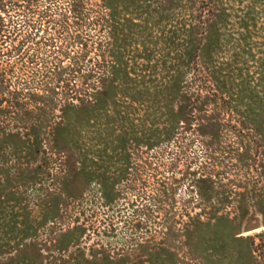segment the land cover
I'll use <instances>...</instances> for the list:
<instances>
[{
    "label": "rangeland",
    "instance_id": "obj_1",
    "mask_svg": "<svg viewBox=\"0 0 264 264\" xmlns=\"http://www.w3.org/2000/svg\"><path fill=\"white\" fill-rule=\"evenodd\" d=\"M0 264H264V0H0Z\"/></svg>",
    "mask_w": 264,
    "mask_h": 264
},
{
    "label": "water",
    "instance_id": "obj_2",
    "mask_svg": "<svg viewBox=\"0 0 264 264\" xmlns=\"http://www.w3.org/2000/svg\"><path fill=\"white\" fill-rule=\"evenodd\" d=\"M252 227H253V229L256 227V225L255 224H253V225H251Z\"/></svg>",
    "mask_w": 264,
    "mask_h": 264
},
{
    "label": "bare ground",
    "instance_id": "obj_3",
    "mask_svg": "<svg viewBox=\"0 0 264 264\" xmlns=\"http://www.w3.org/2000/svg\"><path fill=\"white\" fill-rule=\"evenodd\" d=\"M249 229H253V227H252V226H250V227H249Z\"/></svg>",
    "mask_w": 264,
    "mask_h": 264
}]
</instances>
